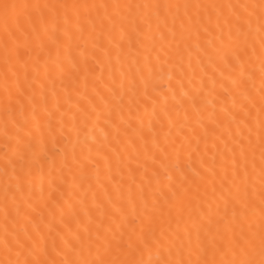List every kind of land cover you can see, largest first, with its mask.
Listing matches in <instances>:
<instances>
[{
	"label": "snow or ice",
	"instance_id": "obj_1",
	"mask_svg": "<svg viewBox=\"0 0 264 264\" xmlns=\"http://www.w3.org/2000/svg\"><path fill=\"white\" fill-rule=\"evenodd\" d=\"M0 264H264V0H0Z\"/></svg>",
	"mask_w": 264,
	"mask_h": 264
}]
</instances>
